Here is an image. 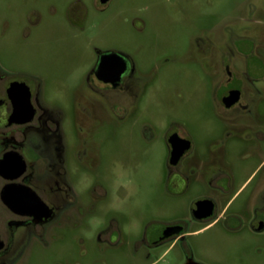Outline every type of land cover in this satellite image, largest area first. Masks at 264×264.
Returning <instances> with one entry per match:
<instances>
[{
    "label": "rangeland",
    "instance_id": "rangeland-1",
    "mask_svg": "<svg viewBox=\"0 0 264 264\" xmlns=\"http://www.w3.org/2000/svg\"><path fill=\"white\" fill-rule=\"evenodd\" d=\"M243 2L110 0L102 8L98 0H0V52L13 70L36 77L42 103L57 113L67 180L75 193V201L50 226L46 260L53 255L63 264L76 259L81 264H177L184 259L182 242L162 246L149 257L144 247L135 257L133 247L124 243L122 251L107 258L94 249L92 234H86L88 253L81 256L68 230L73 222L70 214L77 205L89 208L95 203L89 217L93 227L115 217L134 238L142 236L148 224L189 218L192 204L210 194L206 183L182 195L167 189V136L190 135L196 143L195 157L212 158L211 148L218 142L209 136L225 132L213 120L215 77L189 60L190 51L198 36L230 32ZM34 9L42 13L43 23L28 35L26 26ZM111 48L130 54L147 80L135 112L124 120L111 116L100 102H91L86 81L97 51ZM86 106L92 117L85 113ZM146 124L151 127V141L141 135ZM231 144L235 178L223 203L245 209L257 179L251 182L248 176L264 162V147L238 140ZM224 149L219 145L215 151ZM251 151L255 155L250 156ZM104 188L105 198L92 195V190L102 194ZM248 239L244 234L229 236L219 223L190 237L189 243L197 258L215 264H264L258 258L264 246Z\"/></svg>",
    "mask_w": 264,
    "mask_h": 264
},
{
    "label": "flooded vegetation",
    "instance_id": "flooded-vegetation-1",
    "mask_svg": "<svg viewBox=\"0 0 264 264\" xmlns=\"http://www.w3.org/2000/svg\"><path fill=\"white\" fill-rule=\"evenodd\" d=\"M98 1L102 8L110 2ZM243 1L230 32L209 31L198 36L190 51L189 60L215 77L213 102L217 115L213 120L225 132L209 136L218 142L211 148L212 158L195 157L196 143L190 135L171 132L167 136V189L182 195L193 191L196 184L206 183L210 194L192 204L189 218L148 224L143 235L134 238V233L129 228L125 230L115 217L93 227L89 217L95 203L89 208L77 205L72 208L73 222L68 230L75 237L81 256L88 253L86 234H92L94 249L107 258L122 251L124 243L133 247L135 257L140 247L146 249L145 256L149 257L162 246L182 242L186 252L177 264H215L197 258L189 238L219 223L229 236L244 234L264 246V162L248 176L251 182L257 178L248 206L235 209L228 206L230 201L223 203L235 178L231 143L238 140L252 147H264V0ZM29 17L28 35L43 23L39 9H34ZM6 57L0 52V264H63L55 255L48 261L43 254L50 246L46 237L51 224L61 219L67 205L75 201L67 180L60 121L57 113L42 103L39 86L34 83L36 77L28 71L13 70ZM86 81L93 94L91 102H100L105 111L119 120L135 112L147 84L134 58L116 48L97 51L96 63ZM84 109L87 116H93L90 107ZM150 131L146 124L141 132L146 141L152 139ZM173 134L187 140L188 145L174 163L170 161L169 142ZM219 145L227 149L217 153ZM249 155L255 153L251 151ZM103 191L100 194L94 189L92 195L105 198L108 191ZM207 199L213 201L214 207L205 215L206 209H197L195 204ZM258 256L264 262V254ZM78 262L76 259L72 264H81Z\"/></svg>",
    "mask_w": 264,
    "mask_h": 264
},
{
    "label": "water",
    "instance_id": "water-1",
    "mask_svg": "<svg viewBox=\"0 0 264 264\" xmlns=\"http://www.w3.org/2000/svg\"><path fill=\"white\" fill-rule=\"evenodd\" d=\"M102 1L105 2L106 0H102ZM186 141L187 140L181 138L178 134H173L169 137V142L172 145V152H171V159H170L172 163L177 162L183 150L188 146L185 143ZM213 207H214V203L210 199L198 201L195 204V208L197 209H206L205 215L211 213Z\"/></svg>",
    "mask_w": 264,
    "mask_h": 264
}]
</instances>
